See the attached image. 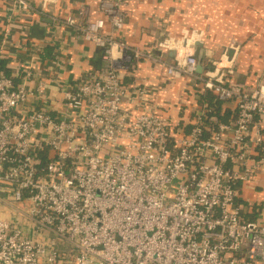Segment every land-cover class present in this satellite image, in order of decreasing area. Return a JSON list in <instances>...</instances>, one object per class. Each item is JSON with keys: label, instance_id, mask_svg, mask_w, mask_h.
<instances>
[{"label": "built area", "instance_id": "2783aa9c", "mask_svg": "<svg viewBox=\"0 0 264 264\" xmlns=\"http://www.w3.org/2000/svg\"><path fill=\"white\" fill-rule=\"evenodd\" d=\"M126 5L60 21L100 49L74 82L34 63L0 69V264H264V220L245 217L240 195L264 169V82L234 83L228 47L197 71L201 39L128 45ZM153 50L175 52L157 58L165 78L129 82ZM182 78L179 103L159 99Z\"/></svg>", "mask_w": 264, "mask_h": 264}, {"label": "crops", "instance_id": "0c3cea01", "mask_svg": "<svg viewBox=\"0 0 264 264\" xmlns=\"http://www.w3.org/2000/svg\"><path fill=\"white\" fill-rule=\"evenodd\" d=\"M125 1V23L117 37L128 45L147 50L163 38L173 39L178 46L183 40L201 39L212 51L223 47L232 51L228 56L234 58V83L252 88L264 82V0ZM30 2L31 11L12 16L5 11L7 0H0V53L8 74L17 75L34 63L72 83L86 70L101 65L100 49L84 41L73 26L60 22L68 16L80 21V9L87 19L102 16L99 0H58L46 9H41L40 0ZM168 52H153L155 59L137 61L127 80L149 85L165 78L157 58L171 61ZM187 80L172 81L159 99L179 103L188 89ZM256 174L252 182L241 186L240 195L248 207L245 217L264 220V169Z\"/></svg>", "mask_w": 264, "mask_h": 264}, {"label": "water", "instance_id": "95a60500", "mask_svg": "<svg viewBox=\"0 0 264 264\" xmlns=\"http://www.w3.org/2000/svg\"><path fill=\"white\" fill-rule=\"evenodd\" d=\"M162 39V38H160ZM191 54L192 56L196 59L197 61V67L196 70L200 71L201 70V65H200V61L202 58L204 57H209L211 59H217L220 54L224 51L225 47L218 49L217 51H212L211 49L205 48L203 46L202 41H194L191 45ZM230 50V49H229ZM154 53H157V50H153ZM230 53H232V51H228L227 50V54L230 55ZM168 54L172 57L175 56V52L173 50H170L168 52ZM98 64V61H97ZM97 64H95V67H98Z\"/></svg>", "mask_w": 264, "mask_h": 264}, {"label": "trees", "instance_id": "16d2710c", "mask_svg": "<svg viewBox=\"0 0 264 264\" xmlns=\"http://www.w3.org/2000/svg\"><path fill=\"white\" fill-rule=\"evenodd\" d=\"M0 69L7 74L8 69L6 67V59L1 53H0ZM207 99H209V96L207 97Z\"/></svg>", "mask_w": 264, "mask_h": 264}]
</instances>
